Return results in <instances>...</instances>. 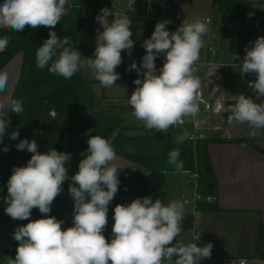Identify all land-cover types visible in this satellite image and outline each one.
<instances>
[{
	"label": "clouds",
	"instance_id": "clouds-1",
	"mask_svg": "<svg viewBox=\"0 0 264 264\" xmlns=\"http://www.w3.org/2000/svg\"><path fill=\"white\" fill-rule=\"evenodd\" d=\"M70 0H3L0 3V29L23 32L40 26L49 29V37L36 50V67L54 75L71 79L81 68L91 70L103 87L116 85L120 74L115 70L122 63V51L131 55L134 48L132 21L126 14L116 16L102 8L95 17L102 31L96 37L92 57L81 59V53L69 37L60 38L53 29L68 13ZM251 16V14H249ZM112 17V19H109ZM168 20L158 22L150 38L143 41L145 55L138 67L132 62L127 71L135 70L137 86L128 99L133 116L148 130L167 132L170 126L199 111L197 92L200 79L194 75V65L204 47L202 37L209 31L206 22L195 19L183 22L176 31H169ZM10 37L0 36V51ZM71 41V45H70ZM245 48L241 64L244 74H255L249 81L257 98H264V36L257 37ZM163 53L164 63L157 74L155 61ZM235 59H239L235 57ZM9 73L0 70V144L11 121L8 112L19 115L24 111L23 100L8 93ZM230 106L229 122L248 124L256 137L264 129V103H256L245 95L235 96ZM19 138V129L10 139ZM185 136L177 137L183 143ZM88 148L81 153L78 171L69 176L66 165L71 154L54 148L41 153L35 139L20 140L19 151L32 153L26 166L13 167L4 198L5 213L13 220H29L33 208L48 214L51 204L70 180L68 192L74 201L72 226L62 228L63 220L55 216L30 220L16 227L13 238L18 242L15 259L8 264H199L211 258L212 243L197 245L198 234L188 244L173 243L182 232L184 205L180 201L164 204L153 202L150 196L136 198L128 204L114 207L112 238L103 235L108 223L109 204L118 192L120 180L113 161L117 154L112 144L100 135H91ZM9 149L4 148L7 152ZM180 153H169L168 163L177 171Z\"/></svg>",
	"mask_w": 264,
	"mask_h": 264
},
{
	"label": "trees",
	"instance_id": "trees-1",
	"mask_svg": "<svg viewBox=\"0 0 264 264\" xmlns=\"http://www.w3.org/2000/svg\"><path fill=\"white\" fill-rule=\"evenodd\" d=\"M2 3V1H0ZM222 14L223 23L229 13L244 11L251 14L242 0H212ZM92 0H70L71 9L60 23L53 29L57 36L69 37L75 47L78 33L88 32L95 23V14L91 15L89 8ZM258 22L264 20L262 14H251ZM9 36L7 47L0 51V70H2L17 54H22L23 61L20 79L14 96L23 100L24 111L19 115L10 112L11 121L6 129L3 143L0 144V179L3 180L2 164L10 159L29 160L32 153L27 150L19 151L15 145L22 139H35L37 133L42 135L44 147L61 151L67 135L74 133L78 116L84 110L82 99L87 82L78 71L71 79H65L48 71L36 67V50L49 37V29L40 26L37 29L26 28L23 32L10 29H0V36ZM70 41V45H71ZM86 111V110H85ZM86 121L83 123L81 136V150L86 152L87 140L91 135H100L110 141L118 157L134 163L142 168L139 171L117 172L120 184L118 192L109 204L108 213L115 200L120 197H151L146 175L148 173H181L195 172L197 175L196 192L203 200L197 202L196 210L200 212L215 211V204L209 205L205 198L215 197L217 190L216 178L207 154L208 142L196 144L184 140L177 143L175 137L168 134H145L148 150L145 154L127 152L125 149L126 138L123 130H117V120L113 113L102 110L100 107L86 111ZM88 120H91L90 123ZM19 129V138L10 139L11 132ZM7 147L9 150L4 151ZM178 150V162L182 168L177 171L174 165L168 163L169 153ZM196 163H198L196 165ZM56 202L61 203V196L56 197ZM15 250L0 248V264H8L10 258L15 259Z\"/></svg>",
	"mask_w": 264,
	"mask_h": 264
},
{
	"label": "crops",
	"instance_id": "crops-1",
	"mask_svg": "<svg viewBox=\"0 0 264 264\" xmlns=\"http://www.w3.org/2000/svg\"><path fill=\"white\" fill-rule=\"evenodd\" d=\"M109 1L118 6V0ZM242 1L251 14L259 13L251 10L248 6L249 1ZM98 2L95 17L97 16ZM66 7L69 8L66 14L68 15L71 5H66ZM260 12H264V9ZM241 14L246 17L247 28L253 35L256 33L260 36L261 34L264 35V20L258 22L247 12ZM95 25L96 19L93 26ZM254 37L242 40L240 46H237L236 38L231 37L234 40L232 55L239 58L235 60L233 68H241L245 48L251 46L250 42L255 41ZM22 61V54H17L2 69L9 73L8 93H15L20 79ZM207 61L214 62L218 67V72H215L218 73V79H214L212 74L210 75L207 69L203 68L199 76L200 88L198 90L204 99L213 106L219 103L224 105V111L221 114L211 113L206 126L202 130L206 136L205 141L208 142L207 154L217 182L216 196L214 197L217 210L201 212L198 215V221H195L194 217L192 218L201 234L197 245L203 247L207 243H212L213 248L210 259L213 264H217L226 257L246 259L248 264H264V129L260 130L259 135L252 137L250 135L252 129L248 124H240L236 121L229 122V117L232 115L229 108L235 102V96L239 88H243L244 95L252 98L256 103H264V98H257L253 90L247 86L249 81L256 79L255 74L235 72L230 70V66L223 62L214 61L208 57L201 62ZM82 74L87 82L83 96L87 99L85 110L88 112V109L100 107L102 110L111 112V108L107 104L118 98L107 95L106 91L100 96L93 94L92 85L97 80L88 79L83 72ZM94 100L97 102L96 105ZM198 105V119L202 120L206 116V112L203 104L198 103ZM86 111L85 114H87ZM9 116L10 112L7 113V117ZM85 121L86 119L83 123ZM182 128L187 138L191 126L187 124ZM117 130H123L127 152L137 154L147 152L148 145L146 140L143 139L145 134H149L146 130L132 127H117ZM163 134L166 133L157 135ZM38 135L41 137V140H39L41 147H44L42 135L37 133V137ZM113 163L121 168L117 172L142 170L140 166L126 160H120L118 157ZM68 169L71 170L70 167ZM196 189L197 184L193 192L194 203ZM127 198L131 199L130 197ZM13 221L17 223L13 230L8 232V228L5 227L0 232V248L16 251L18 242L13 238V233L20 224L19 220Z\"/></svg>",
	"mask_w": 264,
	"mask_h": 264
},
{
	"label": "rangeland",
	"instance_id": "rangeland-1",
	"mask_svg": "<svg viewBox=\"0 0 264 264\" xmlns=\"http://www.w3.org/2000/svg\"><path fill=\"white\" fill-rule=\"evenodd\" d=\"M2 1V0H0ZM99 1V2H98ZM250 3L248 6L252 11L260 12L264 9V0H247ZM261 1V2H259ZM3 2V1H2ZM97 14H99L102 8L111 9L116 16L126 14L132 21L130 28L132 31V40L134 41V48L132 49L131 55H128L127 51H122V63L116 68V72L120 74V78L116 81V85L111 87H103L100 82L97 81L92 85V92L95 95H102L106 91L107 95L116 96L118 99L107 104L111 108V113L114 114L118 127H132L137 129L146 130L150 135H157L163 132H156L154 130H148L143 126L141 121H138L132 114L133 109L128 104L132 92L137 87L134 84V80L137 78L142 79V75L138 77L135 70L127 71L129 65L135 62L139 67L141 65L142 57L145 55V49L142 47L143 41L150 38L151 34L155 29V25L158 22L168 20L170 23L166 25L168 27L172 24L174 15L179 12L181 15V23L191 22L195 19H200L207 23L209 31L202 37L204 41V47L200 51V61L207 59L208 48H212L215 51L213 57H208L214 61H221L224 64L230 66V70L235 72H242L241 68H233L235 63V57L232 55V47L234 40L232 36L236 38L237 46H240L242 40L250 39L255 36L254 39L260 35L256 33L252 34L248 30L246 25V17L236 10L227 15L225 24L223 23L222 14L218 8L213 5L212 0H136L135 6H131L130 0H118V6L110 3L109 0H93L92 5L97 6ZM96 12V11H95ZM244 12V11H243ZM112 19V17H109ZM209 20V22H207ZM94 25V24H93ZM102 31L100 24L96 21V25L92 26V29L88 32L78 33L77 44L75 48L81 53V59L92 57L96 48V37L99 32ZM261 36H264L261 34ZM164 54L161 53L156 61L157 74L159 69L163 66ZM81 71L85 74L88 79L96 80L90 69L83 67ZM87 99L83 97L82 113L78 116L74 133L67 135L65 138L64 146L61 152H67L71 154V160L66 166L68 169V175L71 176L78 171V165L82 159L81 153V136L80 132L83 126L85 117V106ZM95 105L97 102L94 100ZM94 105V106H95ZM91 120H88L90 123ZM183 128L180 126H170L166 134L172 135L177 138L179 136H186V133L182 131ZM41 137L38 135L36 142L38 145V151L41 153L46 152L45 147H41ZM138 145V144H137ZM140 146V145H139ZM132 149V148H131ZM118 157V156H117ZM118 159H122L118 157ZM124 160V159H122ZM28 160L21 159H10L2 164L3 177L0 179V232L7 227V231L13 230L16 222L12 220L5 213V202L4 198L8 195L7 193V182L12 174L13 167L26 166ZM129 162V161H128ZM198 163H196L197 165ZM196 175L195 172H181V173H149L147 175V181L151 191V196L154 197L153 202L156 199H160L164 204H168L172 201H180L184 205V218L182 220V232L176 237V241L173 243L177 244H188L193 242L192 229L198 221V215H194V189L197 184V178H193ZM70 180H66L62 185L61 203L56 202V198L51 204V211L48 214H42L37 208H33L31 217L29 220H19L20 225H26L30 220L44 218L45 215L55 216L58 220H63L64 224L62 228L72 226L73 208L74 201L69 196L68 188ZM132 200L127 197L117 198L111 207L108 216V223L103 232V235L109 241L112 238V226H113V215L114 207L117 204H128ZM3 227V228H1Z\"/></svg>",
	"mask_w": 264,
	"mask_h": 264
},
{
	"label": "built area",
	"instance_id": "built-area-1",
	"mask_svg": "<svg viewBox=\"0 0 264 264\" xmlns=\"http://www.w3.org/2000/svg\"><path fill=\"white\" fill-rule=\"evenodd\" d=\"M92 2H93V0H92ZM130 2H131V6H135L136 0H130ZM89 11H90L91 15L95 14L96 7L91 4ZM240 13H243V11L241 10ZM207 22H209V20H207ZM180 23H181V15L179 12H177L174 15L172 24L166 28L169 31H176L178 29V27L180 26ZM207 53H208V57H213L215 55V51L212 48H208ZM194 67L196 68L194 75L197 76L199 79H200V77H199L200 73L202 72L203 68H206L207 72H209L210 75L212 74V77L214 79H218V73H215V72H218L217 71L218 67L214 64V62H211V61L210 62L209 61L201 62L200 60H198L197 63L194 65ZM247 86H248V84H247ZM239 95H244L243 88L238 89V93L236 94V96H239ZM196 102L201 103L204 106V111L206 112V116L202 120L198 119V115H196L194 117L193 116H186L183 118L182 122H179L175 125H172V126L184 127L187 124H189L191 126V131L188 133L186 141L193 143V144H196L197 142H204L206 140V136L203 134L202 130H203V127H205L207 124V121L209 119V115L211 113L221 114L224 111V105L219 103L216 106H213L212 104H210L209 102H207L204 99L203 95L201 94V92L199 90L197 92V101ZM193 178H197V175H194ZM201 200H203V198L201 196H199L196 192L195 203H194V215H199L201 213L200 211L196 210V204H197V202H199ZM205 201L209 205H212L215 202V198L214 197H208V198H205ZM193 222H194V220H193ZM198 234H200V232L197 229L196 225L194 224V227L192 229V235L194 237ZM198 241H196V243ZM199 264H213V261L209 258H206V259L201 260L199 262ZM217 264H248V261L246 259L237 258V257H226V258L221 259Z\"/></svg>",
	"mask_w": 264,
	"mask_h": 264
},
{
	"label": "water",
	"instance_id": "water-1",
	"mask_svg": "<svg viewBox=\"0 0 264 264\" xmlns=\"http://www.w3.org/2000/svg\"><path fill=\"white\" fill-rule=\"evenodd\" d=\"M151 198H152V199H154V197H153V196H151Z\"/></svg>",
	"mask_w": 264,
	"mask_h": 264
}]
</instances>
